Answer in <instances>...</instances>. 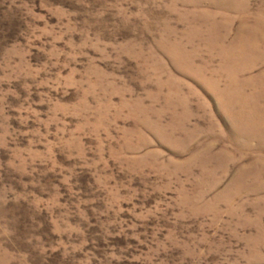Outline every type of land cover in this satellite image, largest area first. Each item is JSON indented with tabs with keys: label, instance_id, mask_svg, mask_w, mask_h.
I'll return each mask as SVG.
<instances>
[{
	"label": "rangeland",
	"instance_id": "374dc122",
	"mask_svg": "<svg viewBox=\"0 0 264 264\" xmlns=\"http://www.w3.org/2000/svg\"><path fill=\"white\" fill-rule=\"evenodd\" d=\"M0 264H264V0H0Z\"/></svg>",
	"mask_w": 264,
	"mask_h": 264
}]
</instances>
